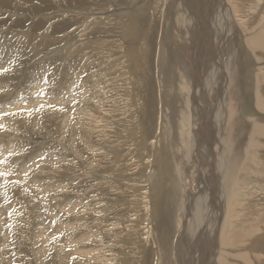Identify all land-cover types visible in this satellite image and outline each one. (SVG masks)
<instances>
[{"label": "rangeland", "instance_id": "obj_1", "mask_svg": "<svg viewBox=\"0 0 264 264\" xmlns=\"http://www.w3.org/2000/svg\"><path fill=\"white\" fill-rule=\"evenodd\" d=\"M103 1L95 4L92 0H0V70H6L0 74V264H63L64 257L58 251L64 248L63 255L70 253L72 257L67 263L79 264L80 259H89L88 253L92 256L99 252L101 256L104 247L117 252L111 251L118 257L112 264H157L158 251L156 245L150 244V237L163 229L165 221L171 224L172 243L176 242L183 192L174 155L175 123L166 116L169 109L165 103L169 99H163L164 77L160 70V58L165 56L160 46L164 23L161 24L170 0H161L158 22L154 24L149 14L158 0H147L148 4L144 0H126L122 5L120 0ZM228 2L234 4L233 0ZM243 3L251 9L238 14L237 21L249 37H244L240 50L255 57L260 51L250 40V30L260 19L264 0ZM132 7H137L135 15L147 13L148 24L140 22L131 36L102 22L107 19L104 13L125 8L128 11ZM126 15L122 14L116 22L126 23ZM114 32L122 36L124 45L118 52L110 51L111 44L106 42L114 37ZM143 39L151 47H133ZM109 52L118 54L106 65L102 56ZM85 61L89 64L85 65ZM243 62L244 59L242 66ZM239 66L230 100H237L240 92ZM97 72L104 74L99 85L96 83L98 86L86 81L88 86L79 89L81 79L91 73L98 75ZM249 75L248 71L243 72V85H251ZM110 95H116L117 101L109 100ZM100 100L104 102L101 106L97 103ZM148 101L155 102L154 123H150L146 109ZM84 102L89 103L86 109L91 110L96 124L100 121L98 105L107 110L101 113L104 125L111 128L104 133L109 142L105 144L110 151L108 157L100 151L97 159V149L85 143L86 135L92 136L88 142L96 143V130L93 120L88 123L76 112ZM107 103L110 107L119 106L121 112L110 117ZM78 116L82 128L78 121L73 126L67 123L69 118L78 120ZM236 123L238 129L241 118ZM243 140L236 141L238 148L247 143ZM235 157H239L237 149ZM111 159L118 164L106 168ZM104 180L118 190L105 187ZM254 193L240 205L249 208L264 198L262 192ZM163 210L166 213L162 214ZM114 224L120 232L115 246L98 236L100 230L108 231ZM241 250L261 254L260 260L264 262L263 226H259L258 235L247 240L245 247H239L238 251ZM111 252L108 250L107 256ZM231 260L245 264L235 257ZM249 261L259 264L254 263L253 257ZM166 264L178 262L170 255Z\"/></svg>", "mask_w": 264, "mask_h": 264}, {"label": "bare ground", "instance_id": "obj_2", "mask_svg": "<svg viewBox=\"0 0 264 264\" xmlns=\"http://www.w3.org/2000/svg\"><path fill=\"white\" fill-rule=\"evenodd\" d=\"M63 1L67 2L68 0ZM125 1L120 0V5ZM233 1L234 4L232 3L231 5L228 0H170L165 12V20L163 19L161 24L163 25L164 23L163 27L161 26L163 38L160 40V46L164 48L165 53V56L163 55L160 58V70L163 72L162 77H164L161 82L162 95L163 99H169L165 103L166 108L169 109L166 116L175 123L174 130L176 132L173 136V145H175L176 150L174 155L176 156V165L181 173L182 188L180 189L183 192V196L178 212L180 213L178 223V228L180 227V229L178 235L176 234L177 237L174 236L176 237V242L172 243L171 224L167 221H165L166 224L163 229L158 230L150 237V244L152 247L156 245L158 251L159 259L157 264H166L170 255L178 264H242L232 261L231 258L233 257H235V260L244 261L245 264H250L249 259L253 257L254 263L264 264L260 260L261 254L259 256L242 250L238 251L239 247H245L247 240L258 235L259 226L264 227V198L260 199L259 203L256 201L249 208L240 205L242 201L247 199L246 197L249 198V196L255 194L254 192L258 193L259 191L264 194V184H262L264 179V65L261 67L262 62H264L262 61L264 58V8L260 11V19L256 21V24L250 30L252 32L250 40L254 41L252 43L256 45L260 53H257L255 57H248L247 52L240 50L244 37L245 39L249 38L247 37L248 33L243 32L244 29L239 25L240 23H238L237 19L239 12L246 10L248 12L251 8L248 9V6L243 5L246 0ZM92 2L95 4L104 3L103 0H92ZM106 3L108 4V1ZM146 3L148 4V1L144 0V4ZM160 3L161 0H158L156 5L154 4V7L151 8L152 12L149 16L151 15L153 24L158 22L159 16L157 17V15L160 13ZM136 8L132 7L128 11L125 8L124 10H113L108 14L104 13V18L107 19L102 22H106L105 26L113 25L118 29L120 28V31L123 30L125 34L127 33L131 36L134 34V30H138L140 22H146V26L148 24L147 13L135 15L134 9ZM178 10H181L180 14L176 13ZM122 14H127L126 16H129L128 20H126V23H117V19ZM110 20L112 21L110 22ZM95 21L96 19L94 18L93 22ZM106 30L108 31L109 29L107 28ZM153 31L154 28L152 29ZM114 33V37L107 39L108 41L106 42L111 44L108 46L110 51L112 50L113 52L115 50L118 52L123 45L122 36L116 35L117 32ZM140 42L132 44L133 47H136V45L144 48L151 47V43H148L147 40L144 41L143 39ZM112 52L107 55L103 53L102 57L103 61H106V65L114 57H117L118 53L114 54ZM242 59H244L243 66L241 65ZM190 62L193 63L188 65ZM84 63H86L85 65L89 64L86 61ZM237 65H240L238 75L241 74L238 85L240 87L243 86V88L238 86L240 92L237 100H230L229 95L232 89L235 88L232 83L236 76ZM93 71L92 73L95 72ZM245 71H248L251 75L252 83L249 86L243 85L241 82ZM92 73L81 79L79 89L88 86L86 81L91 83L89 85H92V83H98L99 85V82L102 81V73L97 72L98 75ZM80 74L81 76L82 74L84 75L83 72H80ZM103 78L105 77L103 76ZM96 85L93 86L97 87L98 85ZM150 92L154 94L153 90H150ZM86 93L89 92L87 91ZM112 98L114 99L113 102L117 101L116 95H110L109 100ZM97 103L101 106L104 102L100 100ZM154 104L155 102L151 101L146 104L150 123H154L155 120ZM88 105V102H84L81 107L76 106V112L81 114L84 120H87L88 123H92L93 120L95 123L96 131L94 130V136L96 137V143L88 142L87 139L92 136L87 137V135L84 138L86 140L85 143L91 145L93 149H97V159L100 157V151L108 157L110 151L105 144L109 142L108 140L106 141V137L104 138V133H109L108 129L111 128L107 123L104 125L105 120H103L101 113L107 110L98 105L100 115L97 118L100 121L99 124H96L98 121L95 122V118L92 117L93 113L90 112V109H86ZM108 107L110 109L108 112L110 117L121 112L118 110L119 106L116 108V105H112V107L109 105ZM239 118H241L242 123L237 129L236 122ZM76 121H78L77 125L79 124L82 128L83 124H81L79 116L78 120L75 121L74 118H69L67 123L73 126ZM8 123L10 124L9 121ZM242 138H245L243 143L244 141L247 143L245 145L242 143L243 146L238 148L240 145H236V141L238 142ZM113 147L114 145L111 148ZM236 149L239 151V157H235ZM94 156H91V158L94 159ZM115 159H111L106 168H113L114 164L117 165L118 162L115 163ZM92 162L94 163L95 160H92ZM105 181H103L105 187H112L114 190H118L115 185L108 184ZM164 212L166 213L165 210L161 211L162 214ZM105 216L103 215V219ZM144 219L143 217L142 220ZM99 225L100 227L102 226L101 224ZM119 233V229L114 224L108 231L100 230L98 236H102V240H108V244L115 246L114 243H116ZM112 240H115V242H112ZM126 241L131 242L132 240ZM192 244H194V247ZM107 248H102L103 250L100 251L101 256H99L98 250L96 255L93 252L94 255L92 256L91 253H88L90 257L87 255L86 258L89 259L86 262L80 259L79 264H112L114 258L118 259V257L114 256L117 252L114 249ZM108 250L109 252L115 251V253L113 252L114 255L111 252V256H107ZM192 250L195 254H193ZM58 252L64 257H62L63 264H68L67 259L72 258L71 254H66L67 257L64 256L65 248ZM236 252L240 253L237 254ZM103 255H106V257ZM192 258L195 259L192 260Z\"/></svg>", "mask_w": 264, "mask_h": 264}, {"label": "snow or ice", "instance_id": "obj_3", "mask_svg": "<svg viewBox=\"0 0 264 264\" xmlns=\"http://www.w3.org/2000/svg\"><path fill=\"white\" fill-rule=\"evenodd\" d=\"M3 71H6V70H0V74H2Z\"/></svg>", "mask_w": 264, "mask_h": 264}]
</instances>
